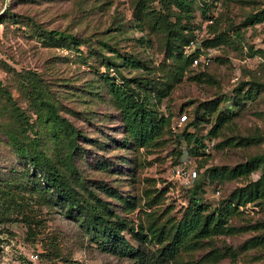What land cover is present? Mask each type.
Masks as SVG:
<instances>
[{
	"label": "rangeland",
	"instance_id": "374dc122",
	"mask_svg": "<svg viewBox=\"0 0 264 264\" xmlns=\"http://www.w3.org/2000/svg\"><path fill=\"white\" fill-rule=\"evenodd\" d=\"M137 0H42L40 3L19 4L15 11L21 15L35 18L44 28H56L86 38L79 48L49 45L37 31L26 24L12 23L10 20L0 24V106L10 104L4 93L7 88L19 105L30 115L31 121L37 120L27 87L19 72L32 70L39 72L46 80L55 96L62 102L60 112L69 117L81 128L85 137L80 144L86 148V157L78 163L82 171L91 178H103L118 186L124 194L143 195L146 188H166L167 192L161 209L169 207L174 215H180L188 204L190 189L183 178L175 174L184 151L191 147L182 137L179 148L180 157L175 152V143L160 149L140 151L118 147L117 141L124 136V124L119 118L116 107L108 100L99 98L92 101L85 90L90 83L99 79L105 65L102 60L115 56L114 51L104 42L116 46L122 53L134 54L145 61L146 68H135L122 63L120 68L126 76L150 78L159 75L160 68L166 65L162 34L156 33L147 21L138 18L135 11ZM10 0H0V16ZM203 0H195L193 22L199 26V37H212L215 33L227 32L230 42L206 45L200 50L211 55L207 65L193 66V73L205 70L215 78L212 82L185 79L179 83L169 96L158 102L161 113L170 115L175 125L182 113L188 118L173 130L181 134L187 123L194 117L195 106L203 100L224 97L222 106L234 104L235 94L243 81L252 78L264 82V55L255 52L264 48V21L241 25L237 35L231 25H240L251 12L264 8V0H218L204 11ZM152 4L159 7V0ZM212 18L213 21H208ZM212 27H210V25ZM253 46V49L251 47ZM120 62H122L120 60ZM121 64V63H120ZM117 75L116 71H111ZM246 105L239 109L238 115L224 128V135L210 133L215 115L210 122L201 127H190L205 140L213 137L214 145L210 152L193 155L203 183L201 194L212 205H221L223 200L236 187L247 182L244 178L220 182L212 180L207 168L216 165L233 166L246 160L247 156L264 148V89L255 99H246ZM32 134H34L31 131ZM237 134L260 136L262 142L250 146H218L224 136ZM96 140L107 142L106 149L94 145ZM204 146V145H203ZM203 150V147L201 148ZM204 151V150H203ZM205 152V151H204ZM191 154V153H190ZM138 158L141 164L138 176L133 181L132 171L124 166V171L101 170L96 161L107 158L114 164L121 158ZM133 161L128 166H133ZM21 168L14 151L0 142V264H132L128 257H120L102 251L88 240L83 228L73 217L66 215L58 204L47 202L37 192L19 183L18 172ZM114 169L113 167L110 169ZM255 171L251 178L259 177ZM24 182H26L24 180ZM17 183V184H16ZM167 209V208H166ZM244 213L231 219L237 226L246 223L264 224V204L248 203ZM139 209L136 210V215ZM264 234V226L234 234H220L192 252L184 263L178 264H264V246L246 249L244 244L254 235ZM158 244H151L152 249ZM224 254L214 259L216 250ZM56 250V251H55ZM53 252V253H52ZM48 254V255H47ZM57 254V255H55ZM152 261L149 264H176Z\"/></svg>",
	"mask_w": 264,
	"mask_h": 264
},
{
	"label": "trees",
	"instance_id": "16d2710c",
	"mask_svg": "<svg viewBox=\"0 0 264 264\" xmlns=\"http://www.w3.org/2000/svg\"><path fill=\"white\" fill-rule=\"evenodd\" d=\"M41 1L10 0L0 16V24L7 20L26 24L49 45L79 48L82 43H89L88 39L75 33L44 28L34 17L15 11L19 4ZM152 1L137 0L135 11L139 19L147 21L156 33L162 34L166 54V65L160 68L162 72L151 78L126 76L120 68L122 63L135 68H146L147 63L132 53H122L116 46L104 42L114 51L115 56L102 60L105 70L85 90L89 92L92 101L109 97L108 100L118 110L124 124V136L117 141L118 147L140 151L142 147L153 150L175 143V152L180 157L182 150L178 146L183 137L189 145L193 144L189 148L191 154H205L201 150L204 145L203 136L190 130V127L199 128L202 123L210 122L215 115L210 133L224 135V128L235 119L239 109L246 105V99L255 100L260 95L264 82L254 78L241 82L234 96V104L238 108L222 106V96L201 101L195 106L194 117L184 131L181 134L174 131L176 125H172L170 115L160 112L158 102L169 96L185 79L212 82L215 78L205 70L193 73V66L204 63L194 64L193 59L199 54L198 51L186 52V45L196 37L198 27L193 22L195 0H159V7L154 6ZM216 1L203 0L204 11ZM262 21L264 8L249 13L245 21L240 25L232 24L231 29L239 35L241 25ZM225 42H230L225 31L204 40L206 45L211 46ZM255 52L264 55V48H258ZM112 70L117 75H112ZM19 74L23 77V85L27 87L37 120L31 121V115L4 88L10 104L0 106V142L14 151L20 163L21 168H14L19 179L16 184L19 186L22 183L52 205H60L66 215L79 223L88 240L102 251L128 257L133 260L132 264H149L152 261L169 263L173 259L178 264L186 262L189 258L185 255L190 256L192 252L204 247L214 235L234 234L264 226L260 223L237 226L231 222L233 217L244 213L241 206L245 207L248 203L264 204V148L233 166L208 167L206 172L212 180L223 182L243 177L247 182L232 190L221 205L214 206L203 199V183L198 177L190 189L188 204L176 216L169 211V207L159 208L165 198L166 188H146L143 201V195L124 194L122 189L103 178L87 176L78 163L87 154L86 148L80 144L85 134L60 112L62 102L53 94L50 81L37 71L26 70ZM262 141L260 136L237 134L224 136L218 146L245 147ZM106 144L103 140L94 143L101 149H106ZM121 161L114 164L107 158H98L96 164L101 170L114 173L124 171V166H127L132 171L133 181L138 180L137 167L141 164L138 158L125 156ZM132 161L133 166H128ZM112 167L114 169L110 170ZM255 171L260 173L258 178L253 179L251 175ZM137 209L139 213L133 215ZM156 243L157 248L152 249L150 245ZM244 246L246 249L264 246V234L251 236ZM223 254L219 249L216 250L214 259H219Z\"/></svg>",
	"mask_w": 264,
	"mask_h": 264
},
{
	"label": "built area",
	"instance_id": "2783aa9c",
	"mask_svg": "<svg viewBox=\"0 0 264 264\" xmlns=\"http://www.w3.org/2000/svg\"><path fill=\"white\" fill-rule=\"evenodd\" d=\"M210 22L213 21L212 18H209ZM199 27V26H198ZM197 27V29H198ZM196 29V31H197ZM206 38H203V36L199 37V33L196 32V37L191 39L190 42L186 45V52L187 53H193V52H199L197 56L194 57L193 62L194 64L204 63V64H210L212 61L211 55H204L203 52H200V50H204V40ZM188 118L187 113H182L179 118L178 122L175 124L181 125L186 121ZM214 138L210 137L205 140V144L203 146V150L205 152H210L214 145ZM175 174L184 179V182L191 186L199 177L200 173L195 165V159L192 154H190L189 150L184 151V155L182 156L179 164L175 168Z\"/></svg>",
	"mask_w": 264,
	"mask_h": 264
}]
</instances>
